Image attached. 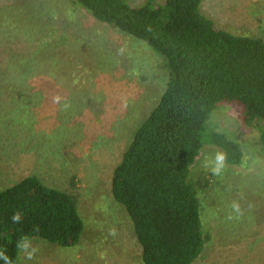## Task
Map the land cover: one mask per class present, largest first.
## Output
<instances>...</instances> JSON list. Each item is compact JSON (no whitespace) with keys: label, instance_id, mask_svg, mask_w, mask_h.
<instances>
[{"label":"rangeland","instance_id":"rangeland-1","mask_svg":"<svg viewBox=\"0 0 264 264\" xmlns=\"http://www.w3.org/2000/svg\"><path fill=\"white\" fill-rule=\"evenodd\" d=\"M126 1L138 7L149 0ZM203 12L234 34L264 29V0H203ZM25 66L34 69L21 78ZM46 72L56 91L72 93L78 86L77 92L58 94L51 104L54 98L41 87ZM164 73L161 57L146 43L97 22L69 0H0V81L7 85L0 102H9L0 107V190L38 176L78 196L85 224L73 248L29 240L19 264H143L111 180L130 133L166 87ZM244 115L242 105L221 103L206 129L238 143L241 162L225 160L221 174L213 175L204 164L224 151L206 142L191 167L192 184L201 177L211 184L200 194V211L212 239L195 264H254L259 240L264 244L262 133L248 127Z\"/></svg>","mask_w":264,"mask_h":264},{"label":"trees","instance_id":"trees-1","mask_svg":"<svg viewBox=\"0 0 264 264\" xmlns=\"http://www.w3.org/2000/svg\"><path fill=\"white\" fill-rule=\"evenodd\" d=\"M69 1L161 57L166 87L130 133L112 175L111 195L131 220L143 264H195L212 239L200 211V194L211 184L207 177L192 184L191 167L206 142L221 148L230 164L242 160L238 143L206 132L219 104L242 105L245 124L262 133L264 147V29L239 35L225 30L203 12V0H149L138 7L126 0ZM24 69L21 78L34 67ZM40 78L53 104L63 92L56 91L57 82ZM0 84L1 94L7 85ZM71 90L77 92L78 86ZM4 104L9 102L5 99L0 107ZM17 212L22 218L14 223ZM84 232L74 193L50 187L35 175L0 190V250H6L11 264L20 262L17 244L22 237L73 248ZM259 243L254 264H264V244ZM0 264L9 261L0 257Z\"/></svg>","mask_w":264,"mask_h":264},{"label":"clouds","instance_id":"clouds-1","mask_svg":"<svg viewBox=\"0 0 264 264\" xmlns=\"http://www.w3.org/2000/svg\"><path fill=\"white\" fill-rule=\"evenodd\" d=\"M225 160L226 157L223 153H217L215 155L214 160L212 161H206L204 164V167L206 169H210L213 175H220L223 168L225 167ZM233 211L239 212L240 207L238 203H233L232 205ZM21 214L19 212L15 213L12 217V220L14 223H19L21 221ZM17 247L20 249L27 250L28 247H30V241L27 237H22L21 240L18 242ZM6 250H0V257H3L5 260L9 261V264H11V260L8 256L5 255ZM35 250H33L32 253H29L28 259H31L34 255Z\"/></svg>","mask_w":264,"mask_h":264}]
</instances>
